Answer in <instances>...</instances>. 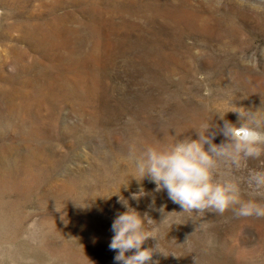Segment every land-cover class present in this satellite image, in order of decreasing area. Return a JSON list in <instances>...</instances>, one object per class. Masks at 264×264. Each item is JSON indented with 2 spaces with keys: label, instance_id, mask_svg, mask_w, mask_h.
Listing matches in <instances>:
<instances>
[{
  "label": "rangeland",
  "instance_id": "rangeland-1",
  "mask_svg": "<svg viewBox=\"0 0 264 264\" xmlns=\"http://www.w3.org/2000/svg\"><path fill=\"white\" fill-rule=\"evenodd\" d=\"M242 110L264 119V0H0V264H118L119 195L156 222L148 264H264V217L182 212L128 159ZM259 171L216 179L264 204Z\"/></svg>",
  "mask_w": 264,
  "mask_h": 264
},
{
  "label": "clouds",
  "instance_id": "clouds-1",
  "mask_svg": "<svg viewBox=\"0 0 264 264\" xmlns=\"http://www.w3.org/2000/svg\"><path fill=\"white\" fill-rule=\"evenodd\" d=\"M236 113L237 124L224 121L223 127H219L203 123L196 139L186 137L167 145L146 144L139 150L132 146L128 159L139 182L148 178L155 184L154 191L166 190L168 198L178 204L182 212L213 210L223 214L231 208L237 217H264V204L242 201L235 181L216 179L221 161L238 163L264 155V119L243 110ZM242 115L245 116L243 122ZM218 134L224 137L219 145L213 143ZM250 180L257 188H264V171L254 172ZM144 195L140 188L131 194V199L139 201ZM118 202L125 211L118 213L111 225L114 235L109 248L117 253L114 260L118 264H148L153 255L159 253L158 228L153 226L156 222L147 213L142 215L131 207L123 196H118ZM150 239L156 241L155 245L143 247Z\"/></svg>",
  "mask_w": 264,
  "mask_h": 264
}]
</instances>
